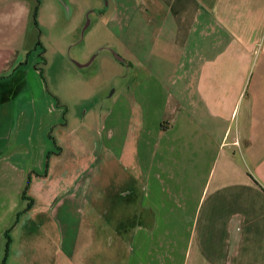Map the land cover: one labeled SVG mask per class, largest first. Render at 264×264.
Segmentation results:
<instances>
[{"label": "crops", "instance_id": "0c3cea01", "mask_svg": "<svg viewBox=\"0 0 264 264\" xmlns=\"http://www.w3.org/2000/svg\"><path fill=\"white\" fill-rule=\"evenodd\" d=\"M35 7L0 0V264H264V0H89L108 97Z\"/></svg>", "mask_w": 264, "mask_h": 264}, {"label": "rangeland", "instance_id": "374dc122", "mask_svg": "<svg viewBox=\"0 0 264 264\" xmlns=\"http://www.w3.org/2000/svg\"><path fill=\"white\" fill-rule=\"evenodd\" d=\"M36 2L35 10L37 9V23L34 22L35 33L41 43L45 44V49L48 53L45 54L48 64H52L49 69V75L56 79V76L63 78V76H70L71 74H84L91 75V73L98 71L99 75L95 78H90V83L85 84L80 88L79 94H91L92 92L104 95V97L110 96L115 89L117 90L120 78H115L112 70L107 67L108 57L115 60L116 54L119 52H111L109 49H101L96 52H92V39L87 38L85 28L90 20L89 11L84 10L89 0H34ZM34 10V11H35ZM41 16V21H40ZM82 25L83 32H78V27ZM85 29V30H84ZM79 33V34H78ZM40 47V45H38ZM47 46V47H46ZM58 47L63 49V53L59 54ZM41 48V47H40ZM41 50V49H40ZM33 52V56L37 57V54ZM65 56L64 62L57 70L55 64H59V57ZM121 56V55H120ZM122 57V56H121ZM118 59V58H117ZM42 61V59H40ZM117 63V62H116ZM79 64H89L85 67H77ZM118 64V63H117ZM46 78V74L44 73ZM49 77V76H48ZM79 104H85V106L78 105V110L85 111L86 108H90L93 105L91 100L81 102L77 100ZM74 126V123L73 125ZM134 220L133 214L122 213L121 221L127 224L125 229H121V234L125 235L133 231L130 227ZM109 245L108 251L111 255H117L119 252L125 253L126 250L121 246H117V229L114 227L105 229ZM125 232V234H124Z\"/></svg>", "mask_w": 264, "mask_h": 264}, {"label": "trees", "instance_id": "16d2710c", "mask_svg": "<svg viewBox=\"0 0 264 264\" xmlns=\"http://www.w3.org/2000/svg\"><path fill=\"white\" fill-rule=\"evenodd\" d=\"M37 9L35 10V13H34V20L35 22L37 23ZM38 45H41V42L39 41Z\"/></svg>", "mask_w": 264, "mask_h": 264}, {"label": "water", "instance_id": "95a60500", "mask_svg": "<svg viewBox=\"0 0 264 264\" xmlns=\"http://www.w3.org/2000/svg\"><path fill=\"white\" fill-rule=\"evenodd\" d=\"M116 57L120 60V61H124V59L120 56V55H118V54H116Z\"/></svg>", "mask_w": 264, "mask_h": 264}]
</instances>
